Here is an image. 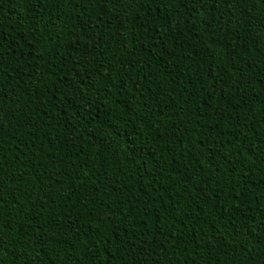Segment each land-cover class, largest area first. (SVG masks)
Wrapping results in <instances>:
<instances>
[{
	"label": "trees",
	"instance_id": "1",
	"mask_svg": "<svg viewBox=\"0 0 264 264\" xmlns=\"http://www.w3.org/2000/svg\"><path fill=\"white\" fill-rule=\"evenodd\" d=\"M0 264H264V0H0Z\"/></svg>",
	"mask_w": 264,
	"mask_h": 264
}]
</instances>
